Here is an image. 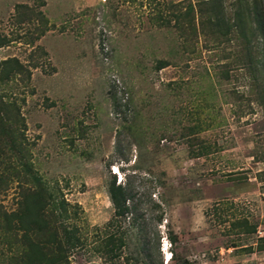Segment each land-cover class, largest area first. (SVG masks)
I'll list each match as a JSON object with an SVG mask.
<instances>
[{
	"label": "rangeland",
	"instance_id": "obj_1",
	"mask_svg": "<svg viewBox=\"0 0 264 264\" xmlns=\"http://www.w3.org/2000/svg\"><path fill=\"white\" fill-rule=\"evenodd\" d=\"M194 1L0 0L12 39L0 59L31 71L0 93L18 107L35 172L79 205L70 227L89 237L71 264H264V78L236 32L177 26ZM114 175L136 218L116 261L93 250L120 220ZM11 179L3 213L28 186ZM9 236L0 217V264L16 251Z\"/></svg>",
	"mask_w": 264,
	"mask_h": 264
},
{
	"label": "trees",
	"instance_id": "obj_2",
	"mask_svg": "<svg viewBox=\"0 0 264 264\" xmlns=\"http://www.w3.org/2000/svg\"><path fill=\"white\" fill-rule=\"evenodd\" d=\"M225 2L226 0L190 2L185 5L186 9L176 16L177 26L182 23L180 28L185 30L194 28L200 30L201 34L214 35L216 40L223 36L229 38L230 34L236 32L244 41L246 40L248 65L253 66V72L261 74L264 78V0H237L238 5L233 14ZM39 14L42 15V12ZM170 22V19L165 21L164 18L163 23L170 26L172 24ZM11 41L8 35L0 32V47L10 44ZM255 46L258 50L254 51ZM160 63V68L168 65L164 61ZM30 72L17 57L0 59V83H7L20 75L30 77ZM262 93L264 99V88ZM18 111L16 103L6 101L4 95L0 93V190L6 187L7 181L13 176L11 181L18 180L21 183L25 180L28 184L20 194L21 199L15 211L10 213L0 211L4 228L10 234L9 238L14 237L9 241V246L16 248L9 262L71 264L69 257L76 251L89 249L90 245L88 236L81 235L79 228L70 227V209L74 206V213L77 214L79 205H72L63 195L60 197L59 193L53 191L35 172L28 157L27 143L20 140L21 123ZM14 167L17 170L12 171ZM131 193L127 185L117 183V175H114L109 183L108 197L120 220H117L116 224L112 222L111 228L115 225L116 230L109 233L103 244L98 242L100 246L95 247L96 239L93 245L94 251L105 254L106 258L112 261L122 257V249L127 242V231L135 227L136 218L130 217V214H133L129 204ZM131 218L133 220L125 230L122 221ZM94 236L100 238L98 232Z\"/></svg>",
	"mask_w": 264,
	"mask_h": 264
},
{
	"label": "bare ground",
	"instance_id": "obj_3",
	"mask_svg": "<svg viewBox=\"0 0 264 264\" xmlns=\"http://www.w3.org/2000/svg\"><path fill=\"white\" fill-rule=\"evenodd\" d=\"M116 168H117V167H116ZM116 170H117V169H116ZM117 171H118V170H117ZM118 172H119V171H118ZM170 259H171V256H167V257H166V261H167V262H169Z\"/></svg>",
	"mask_w": 264,
	"mask_h": 264
},
{
	"label": "clouds",
	"instance_id": "obj_4",
	"mask_svg": "<svg viewBox=\"0 0 264 264\" xmlns=\"http://www.w3.org/2000/svg\"><path fill=\"white\" fill-rule=\"evenodd\" d=\"M117 174H119V172Z\"/></svg>",
	"mask_w": 264,
	"mask_h": 264
}]
</instances>
